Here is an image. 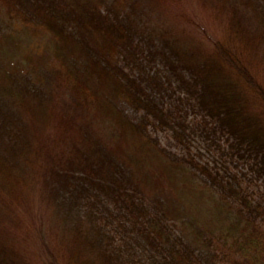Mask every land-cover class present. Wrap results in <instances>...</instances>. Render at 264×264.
<instances>
[{
  "label": "trees",
  "instance_id": "obj_1",
  "mask_svg": "<svg viewBox=\"0 0 264 264\" xmlns=\"http://www.w3.org/2000/svg\"><path fill=\"white\" fill-rule=\"evenodd\" d=\"M183 1L0 0V41L19 22L55 39L41 72L0 68V264H264V0H195L208 42ZM143 151L201 187L216 227L188 238L145 196L170 175Z\"/></svg>",
  "mask_w": 264,
  "mask_h": 264
},
{
  "label": "rangeland",
  "instance_id": "obj_2",
  "mask_svg": "<svg viewBox=\"0 0 264 264\" xmlns=\"http://www.w3.org/2000/svg\"><path fill=\"white\" fill-rule=\"evenodd\" d=\"M204 7L205 5L202 6L195 0H184L178 8L173 10L181 14L185 13L187 19L181 16L180 21L187 23L189 29H194L193 31H196L200 36L202 35V39L208 42V37H215L220 27L217 23V16L211 14V8L209 13ZM54 44L55 39L51 34L20 22L16 23L13 27H9L7 36L0 41V68H4L3 70H5L16 66L23 71H29L33 68L31 74L38 70L41 72L40 68L44 61L51 60L53 57ZM36 62H39L40 65L34 67L35 65L33 64ZM258 74H260L258 75V79L264 85V71H260ZM125 112L132 115L130 110H125ZM103 119V124H109L107 118ZM108 135V129H102L98 133V136H102L104 140L107 139ZM152 135L159 140L161 146H169L165 132L152 133ZM123 156L132 160L130 165L131 169L134 170L137 166L140 167L139 162H137L139 155L132 147H126ZM140 162L145 163L142 169L144 172L147 169H151L164 178H169L167 175H170L169 182H165L162 188L146 186L144 193L147 198L152 200H162L164 204L160 202L168 209L170 219H184L185 224L179 225L184 226L182 230L188 238L193 236L191 232L193 226L209 229L216 227L218 220L223 217V213L215 208L214 203L200 190L201 187H197L196 182L187 193L181 189L182 183L186 181L173 177L172 175L174 174L171 173V168L169 166L167 168L163 160L158 158L154 153L141 152ZM233 169L236 170L235 167ZM163 172L164 174H162ZM258 185H263V183L253 181L249 185L248 190L256 192L259 189Z\"/></svg>",
  "mask_w": 264,
  "mask_h": 264
}]
</instances>
